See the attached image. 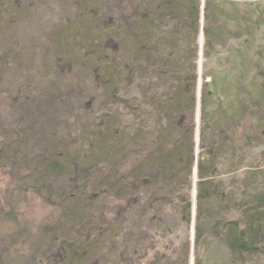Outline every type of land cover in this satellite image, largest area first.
Masks as SVG:
<instances>
[{
	"label": "trees",
	"instance_id": "obj_1",
	"mask_svg": "<svg viewBox=\"0 0 264 264\" xmlns=\"http://www.w3.org/2000/svg\"><path fill=\"white\" fill-rule=\"evenodd\" d=\"M9 1L0 0L5 15ZM86 2L102 11L103 20L69 21L56 34L61 46L55 56L76 48L79 62L88 59L83 74L95 85V103H88L93 117L81 125L77 152L69 154L61 148L64 139L54 136L45 150L56 152V161L43 156L34 168L35 158L31 164L25 156L17 170L25 184L43 191L44 173L53 167L74 164L80 177L101 163L108 171L94 195L116 209L103 210L102 218L75 216L84 224H73L80 228L68 241L60 240L59 227L45 225L52 235L42 241L38 263L264 260V149L254 155L264 146V124L246 131L256 116L264 119V80L257 71L244 78V36L254 39L259 18L226 0ZM222 52L230 56L226 63L209 69L207 61ZM259 156L261 162L245 163ZM71 195L77 196L75 210H86L89 203Z\"/></svg>",
	"mask_w": 264,
	"mask_h": 264
},
{
	"label": "rangeland",
	"instance_id": "obj_2",
	"mask_svg": "<svg viewBox=\"0 0 264 264\" xmlns=\"http://www.w3.org/2000/svg\"><path fill=\"white\" fill-rule=\"evenodd\" d=\"M136 1L130 0L133 4ZM226 2L228 6L234 4L244 10V14L251 11L259 18L258 28L252 27L254 39L251 41L244 36V78H251L257 71L263 81L264 0ZM86 3V0H10L6 2V15L1 13L0 7V264H39L36 253L41 249L42 241L47 239L46 235H52L45 233V225L59 227L56 233L64 234L60 240L68 241L70 235H75L74 230L80 228L74 229L73 224H84V221L74 220L75 216L82 214L83 219L89 220L97 214L102 218L103 210L113 214L116 209L113 203L104 207L101 197L94 195V189L108 171L101 163L80 177L74 164L59 170H53L57 168L53 167L44 173L48 189L43 191H38L40 188L34 183L31 186L25 184L17 170L25 156L31 164V159L35 158L34 168L37 162L41 164L43 156H48L46 161H56V152H51L50 147L45 150L54 136L64 139L61 148L67 149L69 154L77 152L76 136L81 125L93 117L88 103L94 102L95 85L90 75L83 74L88 59L82 56L79 62L76 48L58 52L55 56L56 49L61 46L55 39L56 34L69 21L103 20L102 11L93 7V3ZM10 15L17 18L10 20ZM225 56L229 55L222 52L216 59L208 60L209 69L213 65L219 69L227 61ZM74 57L78 59V67L72 64V70H69ZM92 57L88 55L95 63V56ZM47 67L59 68L60 72ZM204 68L205 61L201 56L197 66L200 84ZM263 124L264 119L256 116L246 131L252 127L253 131H259ZM68 141L73 144L67 145ZM262 148L264 146L254 155H259ZM45 151L47 155H43ZM251 161L261 162L262 158L247 159L245 163ZM47 190L50 193L46 195ZM73 193L78 195L81 204L89 203L82 213L75 210L76 202L72 197L77 196L71 195ZM92 225L96 227V224ZM219 257L220 254L216 257L217 262ZM249 264H264V260L254 259Z\"/></svg>",
	"mask_w": 264,
	"mask_h": 264
}]
</instances>
